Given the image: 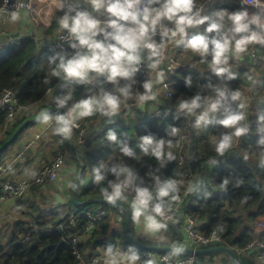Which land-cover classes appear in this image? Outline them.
Wrapping results in <instances>:
<instances>
[{
    "label": "clouds",
    "instance_id": "9594fccd",
    "mask_svg": "<svg viewBox=\"0 0 264 264\" xmlns=\"http://www.w3.org/2000/svg\"><path fill=\"white\" fill-rule=\"evenodd\" d=\"M53 2L57 10L62 12L56 20L60 39L74 51H57L47 60L51 77L65 82L62 85L65 90L52 96L51 104L57 110L67 111H57L53 115L51 111L41 110L37 121L48 124L54 120L53 133L61 140L71 139L79 120L99 115L107 117L108 123H112V118L120 114L122 106L127 108L130 101H134L141 112L149 102L156 101L158 94L154 87L164 82L165 72L161 65L166 59L169 45L199 57V63L221 81L237 78V73L232 70L233 60H242L246 56L254 59L252 49L264 48V0H241L243 7L236 10L218 8L207 13L204 0ZM18 19V14L13 12L11 20L15 22ZM201 26H204L203 31L198 30ZM145 65L148 77L142 82L143 90L134 91L137 74ZM184 79L186 85L191 87V76ZM247 80L254 92L259 78L247 74ZM44 82L47 84L51 81L46 77ZM105 83L113 87L108 89L104 87ZM80 85H99V90L89 88L87 95L74 101L73 92ZM200 87L211 89V93L203 95L197 91L188 98L179 99L177 113H183L188 118L194 117L193 127L197 130H207L212 125L226 129L212 140L215 153L224 156L233 148L235 141L251 131L247 123L251 103L244 99L240 89L233 90L227 84H213L210 78L208 84ZM260 102L264 103V96L260 97ZM169 127L170 137H180L179 127ZM255 131L261 134L255 145L258 149L256 156L261 166H264V110L257 113ZM105 139L116 144L123 156H136L133 147L121 140L115 130L109 128ZM180 139L174 142L173 139L146 134L139 137L138 147L143 154L151 155L160 167H164L167 162L176 159L173 149L178 146ZM248 159L249 155L245 154L244 160ZM208 163L215 164L217 161L210 159ZM109 172L116 179L110 180L101 189L103 201L110 206H116L119 202L127 203L132 221H143L145 234L154 235L167 230L166 221L173 219L168 213L180 201L178 181L172 178L161 180L160 176L150 172L149 175L155 181L154 187L142 181L137 183L139 177L132 167L120 163L110 166L104 161L92 167L91 176L95 184L99 185ZM228 184L229 180L224 179L219 187L226 189ZM195 188L196 184L189 185L186 191L192 192ZM185 251L184 244L174 243L169 257H178ZM138 261L140 255L131 246L125 251L109 244L103 252L102 264H138ZM144 264H155V261L146 259Z\"/></svg>",
    "mask_w": 264,
    "mask_h": 264
},
{
    "label": "trees",
    "instance_id": "16d2710c",
    "mask_svg": "<svg viewBox=\"0 0 264 264\" xmlns=\"http://www.w3.org/2000/svg\"><path fill=\"white\" fill-rule=\"evenodd\" d=\"M3 0H0V4ZM243 7L240 0H218L211 10L218 8H227L229 10H236ZM157 39L159 37L157 36ZM36 42L32 37L24 38L20 45L10 46L0 50V92L4 88H12L17 91L20 102L23 104H36L42 98L45 97L47 89L55 86L60 79L51 77V69L48 66L47 60L55 52H49L46 49H40L36 52ZM182 49L176 48V52L179 54ZM183 59H195L197 62L192 63L188 60V65L183 66L172 78L171 86L174 92V97L170 103L176 107L177 102L181 98H188L194 95L197 91H200L203 95L211 93V89L201 88L200 85H206L209 83L220 84L227 83L231 89L234 90L236 85H239L242 78L250 74L249 68L240 67L238 76L233 80L221 81L219 77H216L211 73L205 65L199 63V57L194 55L182 57ZM184 60V61H185ZM244 66V65H243ZM191 76L193 84L188 87L185 83L184 77ZM48 78L51 82L45 83V78ZM137 83L134 84V91H142V82L145 80L137 74ZM123 83V81L121 82ZM65 89L58 87L53 93L54 95L61 94ZM83 95V86H77L73 92V100L79 99ZM264 109V106L262 105ZM139 111L138 108H123L120 114L112 118V123H108V118L103 117L101 126H106L102 129V132H97L90 144L99 145L102 143V147L89 151L88 148L81 150V156L86 159L85 163L91 169L94 165L104 161L106 163L116 164L122 163L128 165L134 169L138 174V181L144 184L153 186L155 181L150 172L160 176L161 180L169 178L175 179L180 184L179 180L183 177V172L178 165V157L181 151L185 153L190 150L196 154L197 161L194 164L195 170H200L203 164H206V174L201 176L203 184L200 190L192 194V201L186 206L188 212L195 217H198L203 221V231L209 233L214 229H218L224 234L226 241H231L237 248L245 247L252 239V223L257 217L264 215V170L260 166L249 165L248 161L244 160V157L240 154L241 150L249 151L256 154L258 149L255 148L256 142L260 138V133L255 130L257 128V121L252 119L248 120L251 131L248 135L235 141L233 148L230 149L225 155L217 160L216 165L212 168L211 164L207 163L210 159L216 160L214 150L213 138L227 131L219 125H212L207 130H197L192 126H189L190 118L185 117L183 113H177L173 111L165 119H147L145 125L135 124L133 121V112ZM177 115L179 118L177 119ZM87 118V119H91ZM140 118V117H139ZM141 117V120L146 119ZM6 119V113L0 109V128L3 127ZM169 126H177L180 129V142L176 148L173 149L176 159L166 163L164 167H160L159 163L151 155H145L138 147L139 137L146 134H154L157 138L173 139L174 142L180 137H170L168 135L170 131ZM111 128L115 130L121 140L128 143L133 147L136 152L135 157H126L120 152L119 147L116 144H112L106 141L105 133ZM202 131H205V135H202ZM13 132V131H12ZM14 134V132L12 133ZM191 133L190 135H188ZM208 133H212V139L208 137ZM9 135V134H8ZM4 144L2 142L0 147ZM116 151L118 157L109 159V154ZM105 152L103 155H97ZM2 155L0 152V162L2 161ZM261 165V164H260ZM159 169V171H156ZM109 175L113 174L111 172ZM106 177L111 178L115 176ZM224 179L229 180V184L226 189H221L219 186ZM209 181V182H208ZM102 186H106L105 180L101 182V185H97L93 181L88 185L83 186L81 195L84 198H102L100 190ZM180 184V188H181ZM78 200H81L78 195ZM74 202V198L71 199ZM104 205L105 214L102 216L103 220L109 216L106 213V208H116L114 206ZM81 209L78 208V210ZM80 211V210H79ZM101 212V211H99ZM98 212V213H99ZM93 213V212H92ZM96 213V212H94ZM81 218L78 226L74 231H80L83 224H86L89 215L87 213H80ZM101 215V214H100ZM126 216V215H125ZM179 220L182 221V216H179ZM69 218V215L64 217ZM101 218V217H100ZM64 219V220H65ZM39 225V223H38ZM43 226V225H40ZM24 224H15L14 230L11 232L10 241L8 245H3L0 240V264H82L80 260L73 253L71 247L66 243L58 245L65 236L61 230H47L36 235L32 242L24 243L18 238V234L23 230ZM173 233L171 242H156L148 241L138 238L135 234L133 226H131V232L133 238L129 235L126 219L124 221V240L121 243L122 250H127L130 246L140 248L136 243L147 244L154 246H168L171 247L174 243H181L182 233L179 230L178 224L170 226ZM98 231H95V234ZM94 235V234H93ZM92 235V236H93ZM83 240L80 244L81 250L86 253L87 243L93 240V237ZM107 243H113L116 247L118 245L112 241ZM97 243L94 244L96 246ZM213 247L205 248L211 249ZM89 252L88 256H93L94 252ZM169 254V252H167ZM188 253H180L179 255H185ZM86 255V254H85Z\"/></svg>",
    "mask_w": 264,
    "mask_h": 264
},
{
    "label": "built area",
    "instance_id": "2783aa9c",
    "mask_svg": "<svg viewBox=\"0 0 264 264\" xmlns=\"http://www.w3.org/2000/svg\"><path fill=\"white\" fill-rule=\"evenodd\" d=\"M34 0H3L0 4V50L5 49L10 46L20 45L23 41V36L12 33L9 30V24L11 22V15L13 12L20 14L22 11L34 10L33 5ZM205 3V12L207 13L210 8L215 4V0H211L209 3L208 0H204ZM84 7H88L84 5ZM201 26L199 31H203ZM38 41V49H46L49 52H57L67 50L70 53L72 50L68 43L60 39L59 32L51 39L42 38ZM173 45H170V49H166V59L161 65L162 70L165 72V79L162 84H158L154 87V91L157 92V100L149 102L145 108H149L147 113V118L144 120L137 118V124L142 127L145 125L147 119H165L173 111L177 112V107H174L170 101L174 97V92L171 86V78L184 66L179 57L177 56ZM255 53V58L251 59L253 67H256L259 63V55L257 48L252 49ZM180 65L179 68L176 66ZM171 69V70H169ZM139 76L143 79H147L148 71L145 66L141 67ZM64 81H59L55 86L49 87L46 92V96L53 95V93L63 85ZM227 84V83H223ZM222 84V85H223ZM228 85V84H227ZM83 86V95L88 94V89L93 88L96 91L99 90V85H82ZM104 87L111 89L113 87L110 83H105ZM229 87V85H228ZM235 89H240L239 86H235ZM242 91V90H241ZM243 92V91H242ZM244 99L252 103V99L255 97V94L250 92H243ZM44 97V98H45ZM42 98L41 100H43ZM23 104L20 102L17 91L12 88H4L0 92V109L6 113V119L3 127L0 128V139L5 137L11 130L12 126L18 121L19 117L22 115L29 116L34 111L37 110L38 104ZM127 107L136 108L134 101H130ZM124 107L122 106V109ZM121 109V110H122ZM250 110V108H249ZM248 110V119L250 111ZM60 113H64L67 109L56 110ZM193 118L189 120V126H192ZM78 127L75 129L79 131V140L81 143L85 141L86 134L89 130V120L86 118L79 120ZM53 126H55V121H50L48 124H45L40 131H37L32 138L27 140L21 151H19L14 156L5 158L0 162V212L3 205L10 202H19L22 200L26 194L32 189L33 186H45L59 178V173L61 168L65 165L67 161V156L63 151H57V153L48 161L33 167L31 170L24 169V165L29 159L32 158L31 150L37 145V143L43 139L45 133L49 131ZM189 133L188 135H190ZM223 156L216 155V161L220 160ZM197 161L195 153H192L188 150L187 153L181 151L178 157L179 168L183 172L185 180H188L189 183L181 186L180 188V201L173 205V209L168 213L169 216H172V220L166 221L168 227L178 224L179 230L182 233L181 243L186 247L202 250L209 247L219 246L225 243L226 239L224 234L218 229H214L211 232L207 233L203 231V226L198 217L190 214L186 208L192 201V194L200 190L203 180L201 176L206 174L205 168L206 164H203L200 167V170L196 171L194 164ZM208 163V162H207ZM216 165L211 164L212 168ZM116 179V178H115ZM114 179V180H115ZM198 182V183H197ZM209 182V181H208ZM196 184V188L192 192H187L186 189L189 185ZM133 194L129 196L131 200ZM179 216H182V221L179 220ZM1 218V217H0ZM81 218L80 214L72 215L68 219H65L61 222L56 223L52 228H42L36 224H29L23 231L18 234V238L21 242L29 243L32 242L36 235H39L41 232L47 230H61L67 234L64 237V241L71 247L73 253L80 260L82 264H102L103 254H95L91 257L84 254L81 250L80 244L83 240L91 237L95 234L97 230L98 221L100 216L98 214H90L89 219L86 224H83L80 231H74L78 226L79 220ZM134 226L137 232L147 238L148 241H166L169 239L160 238L158 234H145L143 221L140 223H134ZM253 238L251 241L243 248H237L238 253L244 252H253L258 258L264 259V237H259L256 235V232H264V215L257 217L253 223ZM168 233L170 231L168 229ZM167 258V259H166ZM146 259H152L155 261V264H199L200 256L197 253H188L185 255H179L178 257H169V254L164 251H155V250H144L140 254V261L138 264H144Z\"/></svg>",
    "mask_w": 264,
    "mask_h": 264
},
{
    "label": "crops",
    "instance_id": "0c3cea01",
    "mask_svg": "<svg viewBox=\"0 0 264 264\" xmlns=\"http://www.w3.org/2000/svg\"><path fill=\"white\" fill-rule=\"evenodd\" d=\"M217 1L218 0H215V3ZM33 5H34V10L32 12L24 10L20 14H18L19 19L17 21L13 22L11 20L9 24V30L14 34L23 36V38L32 37L37 44L36 52H39L40 49H38L37 40L39 39L40 42L42 38L51 39L56 35V33L58 32V25L56 24V20L60 15H62V12L57 10L53 0H34ZM211 8L209 11H211ZM167 48L170 49V45ZM256 48L259 55V63L256 67H253L251 59L248 58L247 56L242 60L232 61L233 64L232 70L237 73V76H238L239 68L244 67V68H249L250 74L257 76L259 78L260 82L256 84L254 92L250 88L251 85L250 82H248L247 80V75H245L242 78L239 85H236L239 86L243 92H250L251 94H255V98L252 99V103L249 110L250 111L249 118L252 119L253 121H257L258 110L259 108L262 107V105L264 106V103L260 102V97L264 96V48H259V47ZM174 50L176 52V47H174ZM183 52L184 51H180L179 54L176 52V54L178 57L179 55L183 57L182 55ZM191 59L185 60L181 58L180 60L185 66L191 64L189 63L188 60H191L192 63L194 62L196 63L195 59L193 58ZM261 66L263 70L258 71V68H260ZM52 96L48 95L43 100H41V102L37 106V110L34 111L29 116L22 115L21 117H19L18 121L12 126V128L15 129L13 130L11 129L9 131L8 133L9 136L5 135V137H2L0 139V144L4 142V144L0 147V152L3 158L2 160L14 156L19 151H21L27 140L32 138L37 131H40V129L43 126H45V124L39 123L37 121L38 113L41 110L51 111L53 115L57 113L56 111L57 109L51 104ZM148 111L149 108L147 107L143 112L141 111L133 112V114L135 113V115H133V119H134L133 122L137 124V118L140 117L139 119H141V117H146ZM102 119L103 117L99 115L93 116L91 119H87L89 120V130L86 134L85 137L86 139L83 143H81V141L79 140L80 133L76 129L73 130V134L70 140H61L59 136L55 135L53 133V129L55 126H53L49 131L45 133L43 139H41L37 143V145L32 148L31 150L32 158L25 163L24 169L31 170L35 166L42 165L43 162L50 160L57 153V151L65 152L67 156V161L65 165L61 168L59 173V178L57 180L45 186H33L32 189L26 194V196L19 202L8 201L3 205L0 212V217H1L0 235H5V236L11 235V232L14 230L15 224L17 223L24 224L23 230L26 227H28L29 224L38 225V223H39L38 225L39 227L49 229L52 228L56 223L63 221L65 219L64 217H66L67 215L71 217L72 215L83 213L78 210V208H80L82 205L75 204L77 209L74 211L70 210L71 209L70 202L71 199L74 198L73 193L75 189L77 190L78 195L81 198L79 202L88 201L89 204H91L93 202H97L96 200L103 199V198L97 199L92 197L84 198L83 195H81L83 186L88 185L93 181V178L91 176V168L86 165L85 163L86 159L82 157L83 160H81L80 158L73 156V154L71 153V149H73L72 145H75L77 147L80 155H81L80 152L81 150L84 149V147L88 148L89 151H93L94 149H98L99 147H102V143H100L99 145H97V143L90 144V142L93 140L94 135L99 131L102 132V129L106 128V126H101ZM12 131L14 132V134L10 135ZM118 156L119 155H116L112 158H121ZM82 168H84L83 169L84 174L82 176V180L77 186H75L78 178L81 177ZM112 175L113 174L109 176ZM115 178H116L115 176L111 178L106 177L105 179L106 186L110 180H114ZM179 182L182 186L189 183V181L185 180L183 177L180 178ZM103 187L104 186H102L101 189ZM54 193H59L61 198L66 200V203L64 204L60 202L59 204H57ZM35 202H39V215L38 213H33L34 211L31 208L32 206H34ZM98 202L102 205V207L100 208L101 212L94 213L95 211H91V213H87L88 215L98 214L101 217L97 225L98 232L92 236L93 240L87 243V248H86L87 251L94 252V255L100 253L103 254L107 245L113 244V243L108 244L107 241H112V242L115 241V243L117 242L116 244L120 242L121 237H123V233H124L125 219L128 230L127 219H128V209H130L128 204L123 202H121L123 205L114 206L120 209L106 208V213L108 214L109 217L103 220L102 216L105 214L104 211L105 209L102 203L104 202L101 201ZM253 223L251 224L252 238L254 236ZM131 226H133V229L137 237L145 240L144 239L145 237L143 238V236H141L137 232L133 221L131 222ZM168 229L170 231V234L168 233ZM157 234L160 238H166L169 240L156 241V242L172 241L173 233L170 227H168L167 230H162L161 233H157ZM256 235H258L259 237H264V232L263 231L256 232ZM9 241H10V236L7 242L9 243ZM95 243H97L96 246H94ZM219 246H225L228 249L212 250L213 248L218 246H215L211 249H202L205 251L199 254L200 256L199 264H233L235 261L234 254H236L237 257V264H264V259L258 258V256L253 252H244L242 254L238 253L237 247H235L232 244V240L225 241L224 244ZM87 251L85 254L88 256L89 252ZM138 253L139 255L141 254V252Z\"/></svg>",
    "mask_w": 264,
    "mask_h": 264
},
{
    "label": "rangeland",
    "instance_id": "374dc122",
    "mask_svg": "<svg viewBox=\"0 0 264 264\" xmlns=\"http://www.w3.org/2000/svg\"><path fill=\"white\" fill-rule=\"evenodd\" d=\"M189 53L190 52H186V51H184L183 52V56L186 54L187 56L189 55ZM193 54L192 53H190V56H192ZM179 58L181 59L182 58V56L181 55H179ZM192 60V59H191ZM197 62V61H196ZM195 63V62H194ZM260 66V65H259ZM259 70H263V68H262V66L260 67V68H258V71ZM260 110H264L262 107L261 108H259V110H258V112L260 111ZM12 130L13 129H15V128H11ZM202 135H205V131H202ZM7 136H9L8 134H7ZM208 137L210 138V139H212V133H208ZM74 139V138H73ZM105 152H102L101 154H97V155H103ZM243 157H244V155L245 154H248L249 155V159L247 160L248 161V164L249 165H255V166H260V168H262V170H264V166H261L260 165V162H259V159L257 158V156H256V154H254V153H251V152H249V151H245L244 149H242L241 150V153H240ZM116 155H118V153L116 152V151H114V152H112L111 154H109V159H111L112 157H114V156H116ZM90 168H91V166H89ZM183 178H184V176H183ZM185 179V178H184ZM80 202H83V201H80ZM75 204L76 205H78V203L74 200V203H72V202H70V210H76L77 208H76V206H75ZM102 207V205L99 203V202H93V203H91V204H86V205H83V206H81V209H79L81 212H83V213H91V211H95V212H99V211H101L100 210V208ZM32 209H33V213H38V215H39V202H35L34 203V206H32L31 207ZM66 213V212H65ZM114 232V231H113ZM9 234V233H8ZM1 236H4V237H1ZM10 236V235H9ZM9 236H5V235H0V240H1V242L3 243V245H8V238H9ZM144 238V237H143ZM145 240L147 239V238H144ZM123 240H124V235H123V237H121V240H120V242L117 244L118 245V248H120V249H122V245H121V243L123 242ZM117 243V242H116ZM133 248L135 249V250H137L138 252H142L141 250H140V248H138V247H136L135 245H133Z\"/></svg>",
    "mask_w": 264,
    "mask_h": 264
},
{
    "label": "water",
    "instance_id": "95a60500",
    "mask_svg": "<svg viewBox=\"0 0 264 264\" xmlns=\"http://www.w3.org/2000/svg\"><path fill=\"white\" fill-rule=\"evenodd\" d=\"M73 149H71V153L73 154V156L77 157V158H80L81 160H83L82 156L79 154L78 152V149L75 145H72ZM84 168L81 169V177L78 178L75 186H77L81 180H82V176L84 174ZM55 194V198H56V202L57 204H59L60 202L61 203H66V200L61 198V196L59 195V193H54ZM74 200L78 203V205H86V204H89L88 201H85V202H79L78 200V192L77 190L75 189L74 190ZM97 202L98 201H101V202H104L103 199L101 200H96ZM106 203V202H104ZM107 204V203H106ZM118 205H123L121 202H119L116 206ZM131 222H132V219H131V212H130V209H128V219H127V224H128V231H129V234L130 236L133 238L132 236V233H131ZM64 239L58 244H62L64 243ZM139 247H141L142 249H145V250H155V251H164V252H170L171 251V247H168V246H154V245H147V244H139V243H136ZM228 249L227 247L225 246H218V247H215L213 248L212 250H226ZM205 250H196V249H193V248H189V247H186V251L185 252H182V253H197V254H201L203 253ZM235 256V261L233 264H237V257H236V254H234Z\"/></svg>",
    "mask_w": 264,
    "mask_h": 264
}]
</instances>
